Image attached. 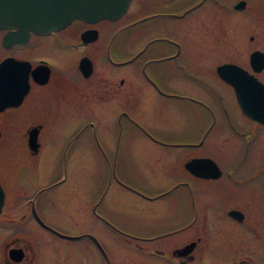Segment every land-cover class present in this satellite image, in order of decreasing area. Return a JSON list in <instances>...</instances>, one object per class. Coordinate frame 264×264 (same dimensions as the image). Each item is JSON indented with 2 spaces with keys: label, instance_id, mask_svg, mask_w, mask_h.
Returning <instances> with one entry per match:
<instances>
[{
  "label": "flooded vegetation",
  "instance_id": "af4514ba",
  "mask_svg": "<svg viewBox=\"0 0 264 264\" xmlns=\"http://www.w3.org/2000/svg\"><path fill=\"white\" fill-rule=\"evenodd\" d=\"M255 1L253 9L251 0H130L116 19H75L10 47L3 45L2 31L0 62L12 57L22 64L6 65L0 80L16 79L20 87L14 95L26 93L18 106L0 110L5 190L0 264H264V26L250 18L256 13L264 18V0ZM220 6L228 10V23L245 24L242 34L233 36L228 56L213 54L221 87L188 84L189 66L206 69L196 32L207 16L216 27L212 48L218 53ZM51 50L67 52L57 59L62 67L49 58ZM77 93L91 103L87 117L137 122L158 105H187L195 112L197 138H168L180 145L182 162L164 173L153 194L143 196L132 227L110 224L102 215L93 222L89 188L76 196L63 172L48 170L59 155L52 146L58 136L44 138L42 123L53 114L55 101L70 104ZM213 99L218 113L211 115L221 121L210 124ZM16 108L24 121L35 122L24 128L20 147L3 139L1 125ZM34 127L36 149L29 145ZM28 163L42 166V175L28 180ZM108 226L109 240L103 234Z\"/></svg>",
  "mask_w": 264,
  "mask_h": 264
},
{
  "label": "rangeland",
  "instance_id": "374dc122",
  "mask_svg": "<svg viewBox=\"0 0 264 264\" xmlns=\"http://www.w3.org/2000/svg\"><path fill=\"white\" fill-rule=\"evenodd\" d=\"M251 3L254 9V3L257 2L251 0ZM227 13L228 10L219 7L218 53H213L212 48V35L216 34V27L215 24L212 25L208 16L196 32L199 39L201 38L199 55L206 69L200 72L197 67L189 66L185 73L188 84L200 85L203 88L214 85L221 87L215 74L218 58L223 59L224 55L228 56L232 50L230 42L234 39L233 36L242 34L245 25L241 19L235 18L233 23H228ZM250 18L255 25L260 23L264 26V18L260 13L253 14ZM251 33L255 34L256 31L252 30ZM1 34L2 31L0 36ZM190 35L195 33L192 32ZM24 51L25 49L19 50L17 53ZM50 53L52 55L49 54V58L56 61L57 67H62V64L57 63V59L65 56L67 52L51 50ZM213 54L218 58L216 59ZM66 71L69 69L67 68ZM69 98L73 100L70 104L67 100L55 101L53 114L46 116V121L42 123L43 126H47L41 133L44 138H49L50 135L58 136L56 144L52 146L57 149L59 155L54 164L48 166V170L52 173L63 172L73 186L76 196L82 194L85 188H89L93 222L102 215L110 224L123 227L126 226L124 223L128 222L129 227H132V223L140 216L141 211L137 206L146 199L143 196L153 194L158 189L164 173L182 162L178 151L180 145L169 144L168 138L174 136L183 138L198 131L199 124L196 123L195 112L187 105L175 106L176 108L158 105L137 122L128 118L118 120L101 116L87 117L83 114L87 113L91 103L86 95L77 93ZM208 105L210 124L212 120L220 122L218 116L217 119H213L211 115L213 112L218 113L214 99ZM20 110V108L11 110L12 118L1 121L3 139L8 138L12 147H20L24 144V128L35 123L34 119L24 121L19 117ZM193 136L197 138L196 134ZM178 141L181 142L180 139ZM0 145L3 146V143L1 142ZM223 148L228 151L227 140ZM12 167L16 168L15 165ZM25 169L28 180L37 179L44 171L42 166L30 163ZM60 209L62 211L63 208ZM94 227L92 223V229L95 231ZM110 232H113L110 226L106 232L103 231L108 240L113 235ZM64 257L60 252L59 260H63Z\"/></svg>",
  "mask_w": 264,
  "mask_h": 264
},
{
  "label": "water",
  "instance_id": "95a60500",
  "mask_svg": "<svg viewBox=\"0 0 264 264\" xmlns=\"http://www.w3.org/2000/svg\"><path fill=\"white\" fill-rule=\"evenodd\" d=\"M129 3L130 0H0V31H5L2 43L5 47L26 44L31 34H47L53 30H60L75 19L88 22H97L104 18L116 19L126 12ZM242 3L244 1L239 2V5ZM12 59L7 57L0 62V74H6L4 68L8 64L19 69L21 61ZM226 66L221 65L219 68ZM81 69L84 75L89 74L90 68L86 69L85 64L81 65ZM19 87L20 83L16 79L8 82L4 78L0 80V93H3L0 94V110L21 103L26 92L15 96ZM37 132V127L29 132V145L32 149L37 147ZM4 197L5 190L0 182V211Z\"/></svg>",
  "mask_w": 264,
  "mask_h": 264
}]
</instances>
